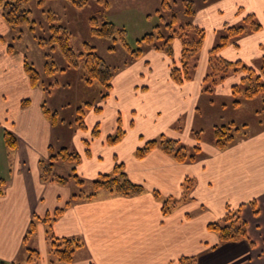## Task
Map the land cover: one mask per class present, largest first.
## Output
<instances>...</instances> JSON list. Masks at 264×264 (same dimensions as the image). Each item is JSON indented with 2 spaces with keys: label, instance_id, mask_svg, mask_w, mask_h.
Instances as JSON below:
<instances>
[{
  "label": "crops",
  "instance_id": "1",
  "mask_svg": "<svg viewBox=\"0 0 264 264\" xmlns=\"http://www.w3.org/2000/svg\"><path fill=\"white\" fill-rule=\"evenodd\" d=\"M208 11V18L223 11L236 17L240 13H243V17L247 13H256L262 20L263 28L257 34L264 37V0H221ZM197 17L196 14L195 22L200 23ZM2 29L8 30L9 27L0 13ZM263 43V39L256 40L248 35L240 40L238 46H228L221 54L230 60L240 57L254 64V60L264 55L261 47ZM209 50L204 43L195 78L181 84L175 83L170 77L173 59L152 50L115 75L109 97L111 102L105 105L106 101L100 112L91 110L94 120L86 123V129H74L72 137L73 140L77 139L81 150L78 151L81 162L76 165L77 174L91 181L102 173L112 172L117 163H123L129 178L142 184L145 192L122 195L102 188L89 199L74 201V194L79 191L74 188L72 179L66 183L44 180L40 166L41 160L49 157L51 146L59 149L65 145L63 141H58L56 145L52 143L55 130L65 124L53 126L46 118L42 109L43 90L32 87L24 69V61L15 59L14 54H9L5 45L2 46L0 129L3 139L1 134L0 178H4L6 183L5 193L0 195V264H177L179 259L201 252L200 264H208L202 259H209L228 245L222 244L213 250V246L219 243V237L208 228V223L223 216L230 202H234L237 208L258 191L256 196H259L264 206V127L225 150L217 149L210 142L205 151L206 157L194 163H180L158 148L143 157H137L136 150L152 136L147 135L146 138L144 132L136 129L134 122L143 118V113L141 111L137 119H131L133 114L129 115L130 123L124 125L121 109L116 107L122 91L136 99L130 104L132 113V108L142 110L151 106L157 94L160 97L165 94L163 92L176 91L178 108L171 120L183 118L188 113L191 122L197 112V99L202 94L203 73L208 65L206 52ZM180 53V49L177 54L175 50L174 60H179ZM155 59L165 64V72L158 77L153 76ZM13 88H21V91L13 92ZM26 98L30 99V103L22 106L21 101ZM107 108L114 110L112 123L105 129L103 121L109 113ZM119 121L125 134L119 142L111 144L108 137L116 133ZM168 122L158 128L156 133L165 128L171 129ZM190 122L187 127L180 125V128H172V131L175 138H182L187 133L192 143L190 145H195L198 142L192 136ZM96 125L100 131L95 136L93 128ZM5 128L12 130L18 138L17 148L12 151L5 144ZM130 137L134 138L132 143ZM199 143L203 149L205 142ZM238 148L241 150L232 155ZM252 150L256 152L252 153ZM188 176L193 177L196 183L188 199L183 200ZM154 192L165 198L180 197L177 207L171 213L163 214L162 201ZM215 207L220 209L218 213H215ZM58 208L63 212L53 222L54 234L61 238H80L85 243L71 263L51 262L47 225L43 218ZM33 222L36 230L30 234ZM249 224V240L231 244L230 252L241 256L238 264H253V257L257 259L255 264H264V255L255 252L257 247L250 243L260 236L259 230L264 226V220ZM32 235V243L37 247L29 248L39 251L37 262L29 261L26 254L29 248H24ZM206 254L208 258H204ZM210 264L214 263L210 260Z\"/></svg>",
  "mask_w": 264,
  "mask_h": 264
},
{
  "label": "rangeland",
  "instance_id": "2",
  "mask_svg": "<svg viewBox=\"0 0 264 264\" xmlns=\"http://www.w3.org/2000/svg\"><path fill=\"white\" fill-rule=\"evenodd\" d=\"M187 1L188 0H168L171 7H163V0H105L102 3L97 0H88L86 6H84L83 8H76L69 0H46L44 5L42 6L38 4V0H31L26 5V8L32 11L31 16L34 20L32 24H25L22 28L12 27V29L9 28L8 30H0V51L2 46L5 45V47L7 48L8 44H12L15 48V51L13 52L15 59H27L28 62L33 63L34 67L42 74V86L47 89L44 91L42 89L43 87L41 88L44 92L43 101H46L47 105L52 110H57L59 112L60 120H65V126L61 127V129H58V127L55 130L54 136L52 137V143L54 145H56L58 141H63L65 145L71 147L72 149L81 151L77 144V139L74 138L73 140L72 137L75 134L74 129H79L78 123L77 121H75L77 117V108L80 106L84 107L87 112L85 116V122L88 123L94 120L92 113L94 111V108L91 109L93 110L91 112V110H88L86 103L90 102L92 104H95V106L103 108V105L106 101L107 102L105 103V105H107V103H110L111 101H109L110 95L107 99L100 101L103 91L105 93V89L100 83L94 81L92 84H88L86 82V72L83 65L84 58L80 59L79 67L67 68V62L61 52L59 44L54 43L53 45L42 47L38 44V38H48L51 35L52 31L50 26L52 25V23L55 25H63L70 33L69 43L76 51L85 52V43L88 42L95 46L96 52L100 56H102L112 68H122L130 55L129 50L125 46H123V43L118 34L116 35L117 39L100 38L92 35L90 31L91 18L96 17L99 21V25H102L103 22L110 21L115 23L117 27L124 28L126 31L125 38L127 43L132 48H135L138 45V39L142 38L147 33L156 32L157 26H161L164 23L161 20V15L165 16L166 21H170L172 15L176 14L178 17V22L175 23V27H178L180 24H184L187 21V17L185 16L184 12L187 7ZM191 1L193 2V9L197 11V20L199 18L200 23L195 22V17L193 19V22L205 29L206 41H204V43L205 46H208L210 48V50L214 45L220 43L221 36L225 34V27L228 25H239L244 23V25L246 26V30L249 33H246L244 36H242L236 42V44L231 43L226 47L238 46L240 40L248 35H251V38L256 40H264L263 35L257 34V32L259 33V31L263 29L262 20L260 19L258 14L250 13L254 15L256 22L261 24V28L257 31H251L249 24L245 22V18L250 14L247 13L243 17V13H240L237 18L229 12L223 11L216 12L210 15L208 18V10H212L221 0ZM226 4L227 2L224 3V5ZM1 12L2 6H0V13ZM51 15L54 17V19H51ZM30 27H34V30H31ZM21 30L22 32H20ZM168 32L169 30L164 27V33L167 35ZM20 35H22L21 39L18 38V36ZM111 46H115L116 49L111 50ZM173 46L174 52L176 50V54L177 52L179 53V49L181 52V43L178 39H175ZM261 47L262 50H264V43L261 45ZM224 48L219 51V55H221L222 57L224 56L221 54V52ZM151 50L153 52H158L155 49ZM202 50L200 52L198 60L196 61L195 59L194 61H192V65L193 63H195L197 65V68L201 58ZM149 51H147L145 53L146 55L144 54V56H147ZM209 52H206V54L208 55V65ZM46 53L50 54V58L46 57ZM238 54L239 56H241L240 53ZM261 57L257 60H254V64H249L247 63V61L241 59L240 57L236 60H242L245 63L258 69ZM50 60H53L56 66L60 69L51 75L45 74V63ZM208 65L203 73L204 77L207 73ZM64 67L67 68L66 71L62 70ZM153 68V76L155 77L161 76L165 72V64L161 60L155 59L153 62ZM197 68L195 70L192 69L193 78L191 80L195 78ZM119 72L117 74H119ZM242 75H244V73H234L231 71L228 76L224 80H222L221 75L217 74L213 77H210V79L204 84L203 78L202 90L204 91V93H202L197 99V112L194 113L193 120L191 122L190 120H188V113L187 115L185 114L183 118L180 117L178 120L176 118L175 121L171 120L175 116L178 108V98L175 97L178 92L176 91L163 92L165 94L160 97H158L157 94V99L155 101L152 100L151 106L144 107L142 108V110L132 108V110H134L133 113L130 111V104L133 103V100L135 101L136 99L130 98L125 91H122L119 94V100L116 107H119L121 109V118H123L124 125L130 123V121H128L129 115L133 114L130 118L137 119V116H139L142 111L143 118H138L134 123H136V129L139 128L142 132L145 133L146 138L148 137L147 135H152L148 139V141L152 139L160 140L162 136L172 139H178L183 144L188 146V148L191 149L192 152L194 151L192 150V147L196 146L197 144L200 145L199 141L195 138L196 134H200L201 141H204L205 144L204 148L202 149L204 154L198 157L197 161H199L200 158L206 157L205 151H207L209 143H214L215 141V126L229 124L232 121L236 122L239 126L246 125V127L242 128L241 132L238 133L239 142L243 139H246L244 138L245 134L251 136L264 127V91L260 92L252 98H245L243 93L234 92L232 89V86L235 84H241L243 88L245 87V85H243L241 82ZM143 77H145V75ZM214 80H216V82ZM50 84H53V86H51ZM205 88L207 89L206 91L204 90ZM16 89L17 88H13L12 91H21V88L20 90ZM5 100L7 101V99ZM11 100H13V98ZM235 101H240V105L234 106ZM157 108H160L159 112H157ZM106 110L109 111V113L106 115L103 121L105 129L108 128V126H110V124L112 123L111 116L112 110H114V108H107ZM94 116H98V114H94ZM167 122L170 123L169 126H172L173 129L180 128V125L187 127V123L190 122L192 128V136L194 135L193 138H195L198 143H196L195 145H190V137L187 133L185 134V136H182V138H175L172 128H165V130L157 134V129L161 126H164ZM2 133L3 132L0 129V136ZM133 140L134 138L130 137L131 143L133 142ZM142 146L143 145H141L140 147ZM238 150L241 149H236L232 153V155L235 154ZM251 152L255 153L256 150H252ZM61 164L63 166L59 167V165ZM74 166L75 165L73 164V162H62L58 164L56 172L61 176L69 177V175L72 174V168ZM3 168L5 169V165H3ZM124 171L126 172L125 169ZM85 180L86 181L84 185L81 186L72 179L74 188L77 189V191L89 192V188L91 189L92 183H90V181L87 179ZM187 184L188 183L186 182V186ZM186 190L187 196H190L192 191H188V189ZM257 193L253 194L250 200L243 204L241 208V216L245 221H247L248 232L250 228L249 223L258 224L259 221L264 220V206L261 204L259 196H256ZM171 197V202H173V199H176L177 201L180 200V197ZM253 199L256 200L255 205L250 203ZM229 204L231 206L229 205L228 207L231 210H237L239 208H235L234 202H230ZM213 209L215 213H218L220 210L217 207ZM256 210L258 211L257 213H255ZM223 216L218 218L217 221H221V218ZM259 234L260 236L255 237L254 239H252V241L254 242V247H257L255 252L264 255L263 225L259 230ZM33 238L34 235L28 238V241L25 244L24 248H29L32 246L37 247L36 244L33 245L32 243L34 240ZM234 243L235 242L222 243L228 245H226L225 248L221 251L216 252L209 259H202V262L208 261V264H210L211 260L214 264H238L241 260V256L232 255V253L230 252L232 248L231 244ZM222 244L217 245L216 248V245L213 246V250L219 248ZM243 253L244 252H242L241 254L243 255ZM26 254L27 256H29L28 252H26ZM202 255L203 252L188 257L196 256L197 260L194 264H196L197 262L198 264H200ZM204 258H208V255L206 254ZM18 259L21 260L20 258ZM256 260L257 259L253 257V260H251V262L255 264L254 262H256ZM177 264H181L180 259Z\"/></svg>",
  "mask_w": 264,
  "mask_h": 264
},
{
  "label": "trees",
  "instance_id": "3",
  "mask_svg": "<svg viewBox=\"0 0 264 264\" xmlns=\"http://www.w3.org/2000/svg\"><path fill=\"white\" fill-rule=\"evenodd\" d=\"M31 0H0V6H2L1 15L3 16L5 22L10 29L22 28L25 24H32L34 20L32 19V11L26 8V5ZM46 0H38L39 5H44ZM76 8H83L87 5L88 0H69ZM99 2H104L105 0H97ZM187 7L185 9V16L187 21L184 24H180L175 27V23L178 22V17L176 14L172 15L170 21L165 20V16L161 15V20L164 22L161 26H157L156 32H151L145 34L142 38L138 39L137 47L132 48L126 41L125 29L119 28L113 22L107 21L99 25V21L96 17L91 18V34L100 38L117 39L118 34L123 46L129 50V57L122 68H112L106 60L100 56L95 49V46L86 42L85 52L76 51L69 43L70 33L66 30L63 25H55L52 23L51 35L47 37H39L38 44L42 47L47 45H53L58 43L61 52L67 62V68H77L80 65V59L84 58L83 65L85 69V79L88 84H92L94 81L100 83L105 89L101 95V99L105 100L109 97L113 89V79L115 75L124 67L130 65L131 63L139 60L144 56V54L155 49L158 52L166 54L168 57L173 59L170 65V77L177 83L181 84L185 81H189L193 78L192 69H196L197 65L193 63L199 58L200 52L203 48V44L206 37V31L204 28L200 27L198 24L193 22L197 11L193 9V2L188 0ZM163 7H171L168 0H163ZM51 19L54 17L51 15ZM245 22L249 24L251 31H257L261 28V24L256 22L254 15L250 14L245 18ZM163 27V29H162ZM164 27L169 30L168 34L164 33ZM34 30V27H30ZM22 32V30L20 31ZM247 32L246 26L243 24L239 25H228L225 27V34L221 36V41L217 45H214L209 52V65L207 73L204 77L203 84L217 74L221 75V79L224 80L228 74L232 71L234 73H244L241 77V82L245 87L243 88L241 84H235L232 86L234 92H241L244 94L245 98H252L264 91V55L260 59V64L258 69L245 63L242 60L231 61L221 55L219 51L226 47L227 45L236 42L244 36ZM19 39L22 35L18 36ZM175 39H178L181 43V53L179 60H174V46L173 43ZM111 50H115V46L110 47ZM7 51L9 54H13L15 48L12 44H8ZM46 57L50 58V54L46 53ZM24 69L32 87L42 88L44 91V86H42V74L34 67L33 63L23 59ZM67 68H63L66 71ZM60 70L53 60L47 61L45 63V74H54ZM216 82V80H214ZM53 86V84H50ZM103 89V90H104ZM207 90L206 88L204 89ZM211 90V89H210ZM209 91V90H208ZM102 92V91H101ZM233 92V93H234ZM202 93L204 91L202 90ZM30 103V99L26 98L22 100V106H27ZM88 110L94 108L95 111L100 112L101 107L95 106L92 103H86ZM240 105V101H235L234 106ZM43 113L46 118L52 123L53 126H62L65 124V120L59 119V112L57 110H52L46 103H42ZM86 110L83 106L77 108V117L75 121L78 123L79 129H86L87 124L85 122ZM119 121V126L115 134L108 137V142L111 144L119 142L125 134ZM65 126V125H64ZM246 125L239 126L236 122L232 121L229 124H223L220 126H215V141L214 144L219 150H225L234 144L238 143V133L241 132L242 128ZM77 128V127H76ZM99 126L96 125L93 128L94 135L99 134ZM194 136V135H193ZM250 135L245 134L244 138H248ZM195 138L200 142V134H196ZM4 140L7 148L12 151L17 148L18 138L16 134L7 128L4 131ZM160 149L163 152L171 155L177 162L180 163H194L197 162L198 157L203 155V150L200 145L192 147L194 151L188 148L178 139L167 138L162 136L160 140L152 139L147 141L142 147L136 150L137 157H143L154 149ZM89 151V150H88ZM201 159V158H200ZM62 162H73L75 165L72 168V174L69 177L59 175L56 170L59 163ZM81 162V154L72 149L71 147L64 145L61 148H53L51 146L50 155L47 159L41 160L40 166L42 171V178L44 180H56L59 183H66L70 178L73 179L78 185H84L85 179L81 178L77 174L76 165ZM90 181V180H89ZM186 182L188 183L186 186ZM6 180L0 178V195L5 193L4 186ZM92 183L89 192L79 191L74 194L73 200L77 199H89L96 195L97 191L105 188L113 192H117L122 195H137L145 192V187L142 184L133 182L127 173L124 171V164L117 163L110 173H102L96 179L90 181ZM196 180L194 178H186L184 184V194L183 200L188 199L187 190L192 191L195 186ZM89 193V194H88ZM155 196L159 197L162 201V211L163 214L167 215L177 207L176 199L164 198L158 192H154ZM251 204L256 203V200H252ZM242 205L239 206L237 210L227 209L225 215L220 219L221 221H211L208 223V228L217 233L219 237V244L237 242L243 239H248V224L241 216ZM63 212L62 209H57L53 214L47 215L43 218V222L47 225V238L49 240V253L51 257V262L53 263H71L79 250H81L85 243L76 237H58L54 234L52 230V225L55 220ZM258 211L256 210L255 213ZM36 230V224L33 222L31 229L29 231L32 234ZM251 245L254 243L250 241ZM215 246V248L217 247ZM29 261L37 262L39 258V251L37 249L29 248ZM196 256L183 257L180 259L181 264H194L196 262Z\"/></svg>",
  "mask_w": 264,
  "mask_h": 264
}]
</instances>
